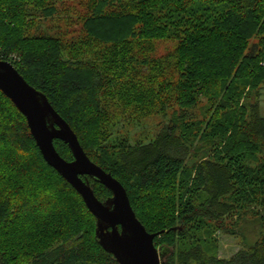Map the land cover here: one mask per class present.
I'll return each mask as SVG.
<instances>
[{"label": "trees", "instance_id": "trees-1", "mask_svg": "<svg viewBox=\"0 0 264 264\" xmlns=\"http://www.w3.org/2000/svg\"><path fill=\"white\" fill-rule=\"evenodd\" d=\"M65 1L0 0V60L46 94L89 158L122 183L146 230L161 233L163 264H264V235L230 258L218 238L237 235L244 215L264 223V116L258 101L240 103L248 85L264 89V0H81L84 40L33 32V9L54 18ZM256 37L259 49L247 53ZM160 42L174 43L164 57ZM126 96L142 111H179L149 142L111 141V102ZM203 96L212 105L202 107ZM201 134L208 144L194 156ZM55 146L74 160L64 142ZM88 179L99 200L112 196ZM96 228L0 90V264H118Z\"/></svg>", "mask_w": 264, "mask_h": 264}, {"label": "water", "instance_id": "water-1", "mask_svg": "<svg viewBox=\"0 0 264 264\" xmlns=\"http://www.w3.org/2000/svg\"><path fill=\"white\" fill-rule=\"evenodd\" d=\"M0 90L26 118L46 163L77 191L96 218V236L102 248L118 264H163L167 251L155 245L161 233L151 234L146 230L133 210L125 187L89 158L46 94L31 86L12 63L3 60H0ZM55 140L68 145L74 160L67 161L60 155ZM88 178L105 186L112 196L99 200Z\"/></svg>", "mask_w": 264, "mask_h": 264}, {"label": "rangeland", "instance_id": "rangeland-1", "mask_svg": "<svg viewBox=\"0 0 264 264\" xmlns=\"http://www.w3.org/2000/svg\"><path fill=\"white\" fill-rule=\"evenodd\" d=\"M34 6H38L33 4ZM44 5V4H43ZM47 6V5H46ZM85 2L81 0H66L63 3H57L58 14L54 18H45L40 12L33 9L35 16L31 19L33 23V32L39 29L52 37H60L63 41L71 45V43H78L86 38V33L83 30V22L85 15L87 14ZM39 9L43 7L38 6ZM35 8V7H34ZM84 17V18H83ZM260 39L255 38L250 41L249 49L247 53L256 52ZM174 47V43L171 42H160L158 44L156 57L166 56ZM264 67V61L261 63ZM263 85L257 88L248 85L246 87L245 95L241 98L242 103H256L259 102L260 113L264 116V89ZM222 98H218L214 105L218 104ZM126 100L129 103L122 104L118 100L111 102V108L109 110L110 115L113 116V121L116 122L117 126L109 127L108 130L112 133L110 137L111 141L116 137H129L132 143L136 142H149L153 140L155 136L160 132L161 128L171 118L172 112L179 111L177 105H173L172 108H168V117L157 113L152 106L143 108L142 111L138 101L134 98L126 96ZM202 107L212 105L208 97L203 96L201 98ZM140 107V108H139ZM141 110V111H140ZM205 128V123L203 125ZM202 138V134L199 135L193 146V155H196V151H200V148L204 144H208ZM183 194L179 192L176 196V201L180 203ZM255 211H258L256 208ZM234 231L237 235H218L220 241V252L221 258H230L238 250L243 247H248L255 242L262 239L264 235V223L260 217L256 214H249L242 216L241 220L234 226ZM212 237V238H211ZM216 238V234H210L208 240ZM206 239V240H207Z\"/></svg>", "mask_w": 264, "mask_h": 264}]
</instances>
